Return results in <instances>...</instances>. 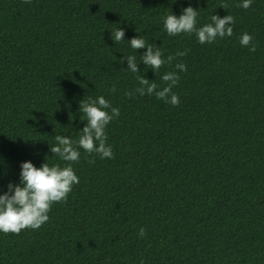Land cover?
<instances>
[{
	"label": "trees",
	"instance_id": "1",
	"mask_svg": "<svg viewBox=\"0 0 264 264\" xmlns=\"http://www.w3.org/2000/svg\"><path fill=\"white\" fill-rule=\"evenodd\" d=\"M242 2L0 0V195L23 162L66 166L50 147L79 139L82 100L120 109L106 129L114 159L79 149L67 202L38 230L0 233V264H264V0ZM189 6L197 27L233 16L232 37H170L166 16ZM118 28L125 42L112 40ZM138 36L176 58L155 74L129 44ZM129 55L158 90L177 72L179 106L135 93Z\"/></svg>",
	"mask_w": 264,
	"mask_h": 264
},
{
	"label": "clouds",
	"instance_id": "2",
	"mask_svg": "<svg viewBox=\"0 0 264 264\" xmlns=\"http://www.w3.org/2000/svg\"><path fill=\"white\" fill-rule=\"evenodd\" d=\"M24 4H31L32 0H22ZM253 0H243L239 5L247 10L251 7ZM228 5L222 4L221 8H227ZM199 10L189 6L183 9L182 14L177 18L174 14L166 16L164 20V29L170 37L181 34H195L200 44L214 43L218 38L232 37L235 23L234 17L227 15L219 18L217 15L211 16V23L203 27H197ZM124 30L118 28L111 33L112 40L125 42ZM129 43V42H127ZM134 50L147 49L141 57V61L148 69L155 74L165 65H170L176 58L169 55L164 57L161 47L146 42L143 36L131 39L129 43ZM242 47H248L251 52L256 51L254 37L244 33L240 38ZM188 50L178 52L176 56L184 57ZM127 60L128 69L136 74L139 87L135 93L140 96L155 95L157 99L164 100L172 106H179L180 98L172 92V89L179 84L180 77L176 71L166 72L161 79L166 83V87L158 90L156 82H149L143 75L139 74V64L136 62V56L129 55L121 60L123 64ZM175 68L180 72L186 71L187 66L184 63H177ZM115 92L116 89H111ZM125 96L133 97L132 91H126ZM82 113L81 120L87 121L81 135L77 141L61 135L54 137L56 144L50 147L51 153L59 157L60 160L67 162L66 166L59 164L49 166L46 162L40 168H36L30 161L21 164L20 185L8 184V191L0 195V233L19 235L22 230H38L46 224L50 217L49 212L54 204L66 203L69 194L73 191V186L78 185L80 180L72 167L73 163L80 160V150L83 149L89 156H99L100 159H114L112 147L107 143V126L114 119L120 116V109L112 107L111 102L103 96L96 99L82 100L79 105ZM47 159V158H46ZM94 163V160H90ZM140 237L143 238L146 233L143 228L140 229ZM143 264V262H141Z\"/></svg>",
	"mask_w": 264,
	"mask_h": 264
}]
</instances>
